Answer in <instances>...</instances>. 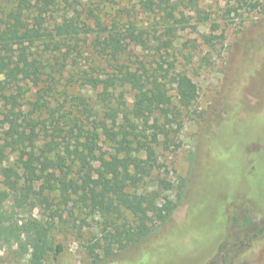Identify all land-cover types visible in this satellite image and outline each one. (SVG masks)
Returning a JSON list of instances; mask_svg holds the SVG:
<instances>
[{"label":"trees","instance_id":"16d2710c","mask_svg":"<svg viewBox=\"0 0 264 264\" xmlns=\"http://www.w3.org/2000/svg\"><path fill=\"white\" fill-rule=\"evenodd\" d=\"M113 1L0 0V101L12 113L1 119L8 127L0 143V235L29 252L31 264H40L54 250L52 223L33 219L9 226L11 216L4 206L9 199L48 207L57 196L97 214L100 234L86 245L95 259L104 245L121 251L139 243L176 207L160 203L159 191L145 189V178L151 175L159 137H169L172 123L181 126L169 78L184 108L194 103L197 86L186 76L176 79L161 66L147 64L133 50L169 52L187 22L186 10L193 6L200 14V8L197 0H119L127 3L121 11L128 25L121 27L108 17L106 8ZM235 1L239 8H264V0ZM135 9L152 20L138 25L131 18ZM89 35L102 66L87 70L75 65L78 46ZM65 72L70 73L68 81L94 91L93 104L84 97L76 104L84 106L83 112H94L91 126L52 105ZM25 103L27 110L22 109ZM155 116L162 122L149 125ZM100 138L109 145L107 151L99 146ZM7 148L14 159L4 165ZM55 248L60 251L61 245Z\"/></svg>","mask_w":264,"mask_h":264},{"label":"rangeland","instance_id":"374dc122","mask_svg":"<svg viewBox=\"0 0 264 264\" xmlns=\"http://www.w3.org/2000/svg\"><path fill=\"white\" fill-rule=\"evenodd\" d=\"M124 4L114 0L106 8L111 23L121 27L128 25L121 11ZM197 4L200 14L193 6L186 10L187 22L169 52L133 50L147 64L161 66L176 79L186 76L197 86L194 103L184 108L178 103L176 83L169 78V93L180 110L181 126L172 123L169 137H159L151 175L145 178L144 188L159 191L160 203L176 205L171 216L125 250L103 244L98 250L100 259H95L86 245L100 234L97 214L57 196L48 207L19 205L9 199L4 204L11 216L6 222L9 226L33 219L52 223L54 250L40 264H220L221 260L264 264V8H239L235 0H197ZM132 13L138 25L152 20L136 9ZM91 37L80 42L78 54L74 51L76 67L102 66ZM68 76L65 72L60 78L57 101L52 105H61L70 118L77 115L91 126L94 112H83L84 106L76 104L80 97L93 104L94 91L68 81ZM126 96L131 105L132 93ZM9 107L0 101V143L8 127L1 119L6 114L12 117ZM28 108L27 103L22 106ZM161 122V116H155L149 125ZM99 146L103 151L109 149L102 138ZM5 152L8 158L3 156L2 164L8 165L14 152L10 148ZM57 244L60 251L55 250ZM29 257L12 238L0 235V264H31Z\"/></svg>","mask_w":264,"mask_h":264}]
</instances>
